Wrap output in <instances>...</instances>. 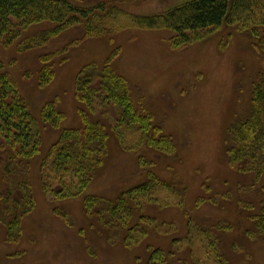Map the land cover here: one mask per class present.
Returning <instances> with one entry per match:
<instances>
[{
    "label": "rangeland",
    "instance_id": "374dc122",
    "mask_svg": "<svg viewBox=\"0 0 264 264\" xmlns=\"http://www.w3.org/2000/svg\"><path fill=\"white\" fill-rule=\"evenodd\" d=\"M71 1L79 6L104 2L129 14L148 15L187 0ZM52 26L34 24L23 33L24 39ZM254 27L226 23L178 48L173 46L176 33L164 28L127 26L87 36L76 26L29 50H19V40L5 44L0 37V73L16 82L41 141L40 152L27 164L35 206L22 220L18 241L7 240V227L0 221V264H138L136 257L145 261L148 245L168 249L174 237L185 236L190 219L200 228L219 224L225 230H214L220 253L212 249L209 258L198 244L189 264H219L222 257L224 264H264V234H252L253 215L264 205V174L253 180L230 166L225 153L232 143L229 129L247 116L252 86L264 73V60L250 35ZM117 50L112 65L127 78L133 102L153 114L154 122L173 137L176 151L162 155L144 149L140 160L111 134L107 156L85 193L61 198L43 189L42 162L63 128L81 126L82 104L75 95L80 71L90 63L102 67ZM44 58L54 75L40 84ZM52 101L63 114L58 127L43 118V109ZM6 156L0 148V184L5 183ZM146 160L151 164L142 166ZM149 171L179 186L175 193L161 190L159 202L144 206L145 213L156 218L154 227L140 246L129 248L110 238L109 229L87 212L84 195L113 200L144 181ZM183 253L179 250L177 258Z\"/></svg>",
    "mask_w": 264,
    "mask_h": 264
},
{
    "label": "trees",
    "instance_id": "16d2710c",
    "mask_svg": "<svg viewBox=\"0 0 264 264\" xmlns=\"http://www.w3.org/2000/svg\"><path fill=\"white\" fill-rule=\"evenodd\" d=\"M42 22L53 26L43 34L24 39L26 30ZM231 22L255 26L250 35L256 40L264 60V31H260L264 27V0H187L165 12L148 15L129 14L104 2L79 6L71 0H0V37L5 44L19 40V50L46 44L50 38L76 26H82L87 36H99L127 26L171 29L177 41L172 45L178 48ZM117 53L118 50L102 67L90 63L80 71L75 80V95L82 104L79 108L81 126L63 128L42 162L43 189H51L61 198L85 193L107 156L111 134L115 133L120 143L128 144L140 160L144 159V149L162 155L176 151L173 137L154 122L153 114L141 111L133 102L127 78L112 65ZM46 59L40 69V84L49 82L54 75ZM42 113L44 120L54 127L63 119L55 101L49 102ZM33 121L16 82L7 73H0V148L7 155L3 157L5 183L0 184V221L7 227L10 242L19 240L22 220L35 206L27 164L40 152L41 141L33 129ZM229 137L232 143L225 153L230 166L259 180L264 174V73L252 86L247 116L231 125ZM147 163L151 164L147 160L140 162L142 166ZM57 182L59 186L55 188ZM178 186L149 171L144 181L121 192L115 199L85 194L84 204L87 212L109 229L110 238L133 248L145 241L156 221L145 213L144 206L159 202L161 190L175 193ZM253 217L256 223L251 233L264 234V205ZM220 228L219 224L200 228L190 219L187 234L182 238L174 237L170 248L148 245L145 261L140 262L139 256L136 260L138 264H189V257L194 255L198 244L206 249L210 258L212 249L214 253L219 251L220 237L214 230ZM224 228L221 229L224 231ZM180 242L187 248H180ZM179 250L184 253L177 258ZM224 263V258H220L219 264Z\"/></svg>",
    "mask_w": 264,
    "mask_h": 264
}]
</instances>
